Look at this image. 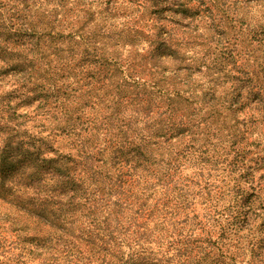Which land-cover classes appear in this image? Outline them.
<instances>
[{"label":"trees","instance_id":"trees-1","mask_svg":"<svg viewBox=\"0 0 264 264\" xmlns=\"http://www.w3.org/2000/svg\"><path fill=\"white\" fill-rule=\"evenodd\" d=\"M1 85L0 264L264 242V0H0Z\"/></svg>","mask_w":264,"mask_h":264},{"label":"rangeland","instance_id":"rangeland-1","mask_svg":"<svg viewBox=\"0 0 264 264\" xmlns=\"http://www.w3.org/2000/svg\"><path fill=\"white\" fill-rule=\"evenodd\" d=\"M6 88V85H1L0 91L5 90ZM13 104H15V101ZM22 109L23 108L21 106H17L16 110L21 111ZM257 241L258 240L254 239L255 244H257ZM253 247L254 248L245 246L244 248L236 249L232 246L231 249H234L232 253L236 254V264H264V242L260 244L258 248L256 245H253ZM159 255H161L162 260L165 262V260H167V258L171 255V251L169 252L166 250V245L164 244L160 248Z\"/></svg>","mask_w":264,"mask_h":264}]
</instances>
